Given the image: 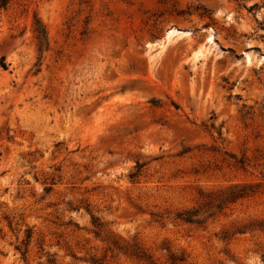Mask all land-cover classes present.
<instances>
[{
  "label": "rangeland",
  "instance_id": "1",
  "mask_svg": "<svg viewBox=\"0 0 264 264\" xmlns=\"http://www.w3.org/2000/svg\"><path fill=\"white\" fill-rule=\"evenodd\" d=\"M114 235L264 264V0L0 7V264H146Z\"/></svg>",
  "mask_w": 264,
  "mask_h": 264
},
{
  "label": "trees",
  "instance_id": "2",
  "mask_svg": "<svg viewBox=\"0 0 264 264\" xmlns=\"http://www.w3.org/2000/svg\"><path fill=\"white\" fill-rule=\"evenodd\" d=\"M8 3V0H0V7L5 6ZM256 7V4L253 5L250 9H254ZM36 37L39 40L40 43V49L43 48L47 44V32L45 26L40 22V20L36 21ZM4 67L6 65L4 64ZM255 185H252L250 183H244V184H236L231 187L226 191L228 195V198L226 199L225 203L230 202V201H235L239 198L246 197L250 195L252 192H254V189H252ZM210 196V201L212 200L211 195ZM213 202V201H211ZM201 211L200 210H195V211H185V212H179L178 213V218L181 220L193 222L196 221L198 222L200 220L199 215ZM95 227L97 228L95 233L97 236H100L104 231H106L103 227V225L100 222H95ZM31 235L29 234L28 237ZM111 251H124V252H131V254L135 255L137 258L140 260L144 261L146 264H167V263H159L156 260L152 258V256L148 255V253L142 249L140 246H138L137 243L134 242H129L121 236L114 235L113 238L111 239ZM27 251H25L26 253ZM169 264H185V258L182 256H179L175 254L174 252H170L169 254ZM93 264H108L107 262H104L102 259H93L92 260Z\"/></svg>",
  "mask_w": 264,
  "mask_h": 264
},
{
  "label": "bare ground",
  "instance_id": "3",
  "mask_svg": "<svg viewBox=\"0 0 264 264\" xmlns=\"http://www.w3.org/2000/svg\"><path fill=\"white\" fill-rule=\"evenodd\" d=\"M176 32V30H172V31H170L169 33H168V35H170V34H172V33H175Z\"/></svg>",
  "mask_w": 264,
  "mask_h": 264
}]
</instances>
